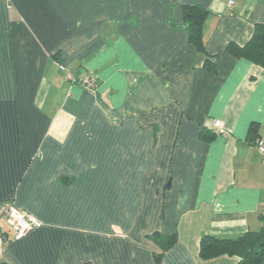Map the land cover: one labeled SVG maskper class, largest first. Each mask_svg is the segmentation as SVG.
<instances>
[{"label":"crops","instance_id":"1","mask_svg":"<svg viewBox=\"0 0 264 264\" xmlns=\"http://www.w3.org/2000/svg\"><path fill=\"white\" fill-rule=\"evenodd\" d=\"M186 5L209 12L206 55ZM258 23L264 0L0 1V204L41 224L0 219V262L236 264L198 248L261 227L264 68L225 51Z\"/></svg>","mask_w":264,"mask_h":264},{"label":"trees","instance_id":"2","mask_svg":"<svg viewBox=\"0 0 264 264\" xmlns=\"http://www.w3.org/2000/svg\"><path fill=\"white\" fill-rule=\"evenodd\" d=\"M209 12L197 5H186L182 8L183 24L187 31L188 43L197 52L206 55L202 32L203 24ZM225 51L236 57L245 59L255 65L264 68V23L255 24L250 39L243 45L238 46L229 43ZM204 67L207 71L214 72L213 65L205 60ZM258 126L252 124L249 128V139H255ZM216 135H202V138L209 141ZM261 227L257 231H247L243 235L231 238H219L210 234H204L199 240L198 255L202 260H210L219 256L228 255L238 257L236 264H264V214L260 216ZM176 242V235L166 238L165 249H168ZM161 255L155 257L156 264H160ZM0 264H7L0 262Z\"/></svg>","mask_w":264,"mask_h":264},{"label":"built area","instance_id":"3","mask_svg":"<svg viewBox=\"0 0 264 264\" xmlns=\"http://www.w3.org/2000/svg\"><path fill=\"white\" fill-rule=\"evenodd\" d=\"M10 1V0H0ZM233 2L229 1V5ZM69 81L74 82V77L71 74H67ZM79 82L81 85L90 92H95L98 88V81L95 75L91 73H83ZM214 127H220V122L215 120L213 122ZM225 134L224 131H221ZM259 152H264V146L260 143L258 145ZM0 219L3 220L13 231V235L16 239H19L26 235L29 231L34 228H38L41 224L34 217L18 210L12 202H4L0 204Z\"/></svg>","mask_w":264,"mask_h":264}]
</instances>
